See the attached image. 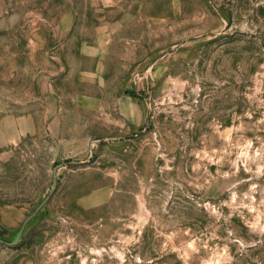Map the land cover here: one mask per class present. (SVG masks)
Wrapping results in <instances>:
<instances>
[{"label":"rangeland","instance_id":"obj_1","mask_svg":"<svg viewBox=\"0 0 264 264\" xmlns=\"http://www.w3.org/2000/svg\"><path fill=\"white\" fill-rule=\"evenodd\" d=\"M0 240L264 264V0H0Z\"/></svg>","mask_w":264,"mask_h":264},{"label":"water","instance_id":"obj_2","mask_svg":"<svg viewBox=\"0 0 264 264\" xmlns=\"http://www.w3.org/2000/svg\"><path fill=\"white\" fill-rule=\"evenodd\" d=\"M55 184H56V181L53 180L51 190L54 189ZM47 198H48V196H46V197L41 201V203H40V204L36 207V209L34 210L33 214H31L30 216H28V217L24 220L23 224L21 225L20 229L18 230V233H17L16 239L19 237L20 233L22 232V229H23L25 223L27 222V220L30 219L34 214H36V212H37V211L43 206V204H44V202L46 201ZM0 242H1V240H0Z\"/></svg>","mask_w":264,"mask_h":264}]
</instances>
